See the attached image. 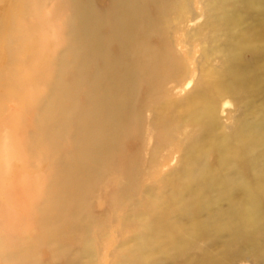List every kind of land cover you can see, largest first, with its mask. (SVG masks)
I'll return each mask as SVG.
<instances>
[{"label": "rangeland", "instance_id": "obj_1", "mask_svg": "<svg viewBox=\"0 0 264 264\" xmlns=\"http://www.w3.org/2000/svg\"><path fill=\"white\" fill-rule=\"evenodd\" d=\"M63 1L0 0V23L4 24L0 69H21L7 53L14 17L29 22L16 29L28 34L23 54L34 56L42 46L38 56L52 58L54 32H39L36 27L45 14L46 24H59L64 19ZM263 2L259 0L251 13L243 8L234 13L231 10L240 7L234 0L167 1L158 31L150 37L156 47L168 50L172 73L165 70L153 79L150 91L139 89L129 137L115 150L116 156L121 150L127 153L126 170L131 174H123L121 163L110 160L101 166L88 194V231L79 234L81 241H72L65 221L62 234L53 231L54 244L45 239L40 244L44 261L59 247H82L86 236L92 255L80 258V264H203L215 255L226 264H264V64L253 76L225 72L237 59L251 66L254 54L263 50ZM230 14L232 23L227 25L223 15ZM218 78L225 82L215 90L212 84ZM19 111L17 100L0 94V121ZM49 167V162L42 161L40 170L29 175L46 174ZM20 170L17 158L0 155V197L21 181ZM199 173L203 177H195ZM121 189L127 195L120 204L124 206L112 195ZM2 205L15 207L24 217L22 205ZM183 205H187L185 211ZM198 205H207L206 210ZM199 211H203L198 216L203 226L194 231L191 220ZM182 216L187 226L181 227L185 232L177 237L185 248L172 249L169 237L150 235L149 230L165 222L175 234ZM143 239L147 241L144 252L136 257L132 249ZM180 250L175 257L173 252ZM15 251L14 246L0 248V264H18L6 259Z\"/></svg>", "mask_w": 264, "mask_h": 264}, {"label": "bare ground", "instance_id": "obj_2", "mask_svg": "<svg viewBox=\"0 0 264 264\" xmlns=\"http://www.w3.org/2000/svg\"><path fill=\"white\" fill-rule=\"evenodd\" d=\"M167 1H63L64 19L59 24H46L45 14L36 27L39 32H54L55 48L50 59L38 56L42 46L34 56L23 54L28 34L16 33V29L29 26V22L13 18L9 25L12 30L7 35V53L9 60L21 69H0V94L17 100L20 111L13 116L11 110L9 117L0 121V155L20 161L21 181L12 184L13 189L0 197V248L14 246L16 249L6 255L7 260H16L18 264H46L56 260L61 264H80V258L92 255L85 244L86 236L82 247H59L46 261L39 246L44 239L49 243L56 239L54 230L62 234L60 227L65 221L69 223L68 237L81 241L79 234L89 228V190L98 170L108 160L121 163L122 173L131 174L126 170L127 153L121 150L118 157L115 150L129 137L139 89L150 91L153 79L165 70L172 73L168 50L156 47L150 37L158 31ZM234 1L240 3V7L231 10L234 13L242 12V8L251 13L253 6L259 4V0ZM223 17L227 25L232 23L231 14ZM3 25L0 23V33ZM256 53L251 66L244 59L231 61L225 68L227 75L253 76L264 64V48ZM221 78L212 84L215 90L222 88L225 80ZM191 158L192 153L189 163L193 162ZM42 161L50 163L46 174L29 175L40 170ZM196 176L203 177L200 173ZM113 194L118 198L117 204L124 206L120 205L127 198L123 189ZM2 202L16 207L22 205L24 217L15 207H5ZM186 206H182V211ZM198 207L206 210L207 205ZM202 212L194 215V221L185 214L194 231L203 226L198 219ZM182 218L177 222L179 228L175 234L170 223L165 222L149 230L150 235L167 236L172 241L171 248L180 249L183 243L177 234H183L185 230L181 227L187 226ZM145 242L132 249L136 257L144 252ZM181 252L173 254L177 257ZM203 264H226V261L215 255Z\"/></svg>", "mask_w": 264, "mask_h": 264}]
</instances>
